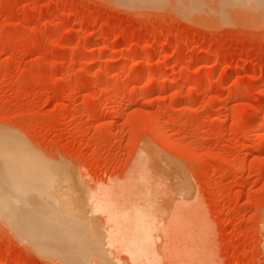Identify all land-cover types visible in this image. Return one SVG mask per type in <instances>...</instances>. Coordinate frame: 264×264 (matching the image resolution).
Instances as JSON below:
<instances>
[{"label":"rangeland","instance_id":"rangeland-1","mask_svg":"<svg viewBox=\"0 0 264 264\" xmlns=\"http://www.w3.org/2000/svg\"><path fill=\"white\" fill-rule=\"evenodd\" d=\"M157 1L0 0V163L30 204L14 208L131 228L147 257L128 264H264V6ZM46 183L92 221L62 217ZM9 226L0 264L73 263ZM77 236L73 264L114 261Z\"/></svg>","mask_w":264,"mask_h":264},{"label":"bare ground","instance_id":"bare-ground-1","mask_svg":"<svg viewBox=\"0 0 264 264\" xmlns=\"http://www.w3.org/2000/svg\"><path fill=\"white\" fill-rule=\"evenodd\" d=\"M110 1V0H109ZM115 2H117V3H120V4H123V5H126V6H140V5H142V4H149V5H156V6H158L157 4H158V1L157 0H148V1H146V2H142L143 0H114ZM218 1V0H217ZM221 1L222 0H220V4H221ZM230 2H232V3H234V4H237V5H239L240 7L242 6H247V7H250L252 10H251V12H249V13H252V12H254V8H256L257 6H259V5H261L262 4V7L261 8H263V6H264V0H229ZM234 4H232V5H234ZM149 5H147V6H149ZM225 6V5H224ZM239 6L237 7L238 9H240L239 8ZM152 7V6H151ZM234 7H235V5H234ZM241 7V8H242ZM136 9V8H135ZM263 10V9H262ZM256 11V10H255ZM239 11H237V13H238ZM246 12V11H245ZM248 12V11H247ZM257 12H259L258 10H257ZM256 12V13H257ZM233 13V12H232ZM240 13V12H239ZM242 13V12H241ZM244 13V12H243ZM242 13V14H243ZM236 14V13H235ZM258 14V13H257ZM256 14V15H257ZM264 12L263 11H261V14H259L257 17H259V18H262L264 15ZM246 15H248V13L246 14ZM256 15H255V18H256ZM261 15V16H260ZM258 19V18H257ZM248 20H250V19H248ZM254 20V19H253ZM257 21H259V20H257ZM254 25H256V24H254ZM255 115V114H254ZM6 154V153H5ZM3 158L4 157H1V159H0V161H4L3 160ZM8 158V157H7ZM7 158H5V159H7ZM7 162H9L8 160H5V164H4V162H2L3 164H1L0 163V192L1 193H3V196H1L0 197V209H5V208H3L2 206H6V207H8V209L9 210H11V209H13L12 210V213H9V212H11V211H5V213H3L4 211H2V212H0V220L2 221V222H4L5 221V223H6V221H7V223L10 225L9 226V228H10V230H9V228H8V230L9 231H11L17 238H19L20 240H22V241H24L25 243H27L28 244V246L30 245L33 249H35L36 251H38L39 253H41V254H58L59 256H61V255H64V257L66 256V259L68 258V260L69 261H71V262H73V263H75L76 262V259L78 258V257H83V254H82V252H81V250H82V248H84L86 245H85V242H84V244H82L83 246H81V245H79L78 243H76V239H75V235L76 234H78V236H77V238H85L86 240L88 239L89 240V238L90 239H92V237H97V235L99 236L98 238H100V239H103L104 237V239L103 240H101V241H103V243L104 244H106V245H102L104 248H102L106 253L105 254H107L106 256H108L109 255V257H112L113 258V260L116 262V263H118V264H128L129 262H127L126 261V259H127V257L130 259V260H132V261H134V262H138V261H145L144 259H146V257L144 258V256H145V250H144V245H143V241L142 240H144V235L142 236V237H140V236H137L135 233H134V231H133V233H130L131 232V228H130V231L128 232L127 231V233H125L126 232V230H128V229H126L125 231L123 230V232L124 233H120V229L119 228H117L116 227V225H114V224H112L113 226H110L109 224L106 226V229H101V231L102 232H100L99 231V234L97 233V231L96 230H91L93 227H91V225H95V222H96V220H94V217L92 216V214L90 213L89 215L90 216H92L93 217V221H92V218H91V220H90V216L88 215V212L87 211H89V209H92L91 207H89V208H87L88 207V203H86V202H81L80 204H79V201H82V200H77V198H79V197H77V196H80V193H79V195H77L76 196V194H77V189L75 190L74 188V190L75 191H73V189L71 190V191H69L68 193H70L71 192V197L73 196V194H74V192H75V196H76V201H78V202H74V201H71V200H69V198H71L70 197V194H68L67 195V192H64L63 194H62V192H60V193H57V194H55L54 193V190L56 189H53V187H55V186H53L52 188L48 185L47 186V183L46 184H42V188H43V190H40L39 189V187H40V185H39V187H38V189L40 190V192L41 191H45L46 193H43L44 194V196H46L45 194H48V196L54 201V202H56L57 203V205H59V209H61V212L60 213H62V217H64L63 215H72V214H75L76 212H77V210H79V212H81V213H83V211H86V210H82V207L83 206H81V207H78L79 205H81V204H86V205H84L85 207H83V208H87V211L86 212H84L82 215L83 216H86V214H87V216L86 217H88L87 218V220H89V221H92L91 222V225L88 223V222H86V221H84V222H86V224H83V220H82V227L81 226H79L80 228H79V231H75V232H73V230H70L69 228H66L65 226H62L63 224L62 223H59L60 221L59 220H61V219H59L58 220V222H56V223H59L61 226H59V225H57V224H54V223H52L51 221H50V219H49V213H51L52 215H53V213H52V211L51 212H48V215H46V214H43L42 212L40 213V211H43L44 213H45V210H40V211H38V208L36 207L35 209H37V211H34V212H29L28 214H24V213H21V211H23V210H21V209H19L20 210V212H17V211H19V210H15V208L14 207H19V206H23L22 205V203H23V201L24 200H26L27 198H22V195L24 194V193H22V194H20L22 191H27V190H25L24 189V187H23V189L24 190H22L21 191V189H22V187H21V189H20V186L18 187L17 185H19L20 183H22L21 181H20V183L19 184H17V180H16V178L17 177H19L20 176V174H19V176L17 175L16 176V174H15V172L17 171V169H19V167L17 166V164H14L13 165V168H11L12 167V165H10V163L9 164H6ZM11 169V170H10ZM19 171V170H18ZM12 172V173H11ZM17 179H19V178H17ZM17 181V182H16ZM23 185V184H22ZM44 185H46L47 186V188H45V186ZM16 186H17V188H16ZM36 186H38V185H35V186H31V188L32 187H35L36 188V190H37V187ZM27 187V186H26ZM61 187V186H60ZM60 187H59V189H60ZM50 188V189H49ZM20 189V190H19ZM63 189H65V188H63ZM33 190H34V188H33ZM47 190V191H46ZM18 191V192H17ZM57 191H58V189H57ZM16 192H17V195H18V193H19V195L21 196V199H20V197L19 196H16L15 194H16ZM35 192H37V191H35ZM40 192H37V193H40ZM0 193V194H1ZM26 194V193H25ZM65 194V195H64ZM39 195H41V194H39ZM47 196V197H48ZM66 196H68V198L66 197ZM23 197H24V195H23ZM50 198H49V200H50ZM72 198H75L74 196L72 197ZM24 199V200H23ZM23 200V201H22ZM84 201V200H83ZM25 203H23V204H26V202L27 201H24ZM33 202V201H32ZM52 202V201H51ZM74 202V203H73ZM30 203V202H29ZM37 203H38V201H37ZM55 203V204H56ZM75 203L76 204H78L77 206L75 205ZM27 205V204H26ZM25 205V206H26ZM27 206H30V204L29 205H27ZM40 207V206H39ZM43 207H46V206H43ZM42 207V208H43ZM78 207V208H77ZM22 208H24V207H22ZM58 209V210H59ZM80 209H81V211H80ZM104 209V208H103ZM28 210H30V209H27V207H26V212L28 211ZM50 210V209H49ZM15 211V212H14ZM25 211V210H24ZM32 211V210H31ZM91 211V210H90ZM8 212V213H7ZM59 212V211H58ZM58 212H57V214H58ZM135 212V211H134ZM81 213H78V214H80V217L82 216L81 215ZM86 213V214H85ZM50 214V215H51ZM51 215V216H52ZM55 215V214H54ZM60 216V214H58V217H57V219L58 218H61V217H59ZM77 216H79V215H77ZM74 217V215H73V217H74V219H76V218H79V217ZM108 216V215H107ZM54 219H55V217H56V215H55V217L54 216H52ZM52 217H50V218H52ZM123 217V216H122ZM125 217V216H124ZM129 217V216H128ZM128 217H126V218H128ZM132 217V216H131ZM83 218V217H82ZM3 219V220H2ZM84 219V218H83ZM132 219V218H131ZM85 220V219H84ZM130 220V219H129ZM56 221V220H55ZM103 221V220H102ZM98 222V221H97ZM97 222H96V224H97ZM104 222L105 221H103V222H99V223H102V224H100L99 226L100 227H102V226H105L104 225ZM127 223L129 222L128 221V219H127V221H126ZM126 222H124V224L126 223ZM106 223V222H105ZM131 223V222H130ZM88 224V225H87ZM122 224V223H121ZM2 225V224H1ZM5 225V224H4ZM57 225V226H56ZM83 225H87V226H89L91 229H89V227L88 228H86V227H84ZM102 225V226H101ZM129 225V224H128ZM6 226V225H5ZM125 225H123V227H124ZM6 227H8V226H6ZM64 227V228H63ZM85 229H84V228ZM95 227V226H94ZM130 227H131V224H130ZM128 228H129V226H128ZM69 229V230H68ZM94 229V228H93ZM123 229V228H122ZM99 230H100V228H99ZM104 230H106V231H104ZM96 231V232H95ZM136 231V230H135ZM106 232V233H105ZM97 235H96V234ZM102 233V234H101ZM102 236H101V235ZM104 234V235H103ZM93 235H95V236H93ZM106 235V236H105ZM107 239V240H106ZM110 242H109V241ZM105 241V242H104ZM106 241H108V243H106ZM88 243H89V241H88ZM88 243H86V244H88ZM26 244V245H27ZM90 244V243H89ZM145 244V243H144ZM90 246V245H89ZM93 246V245H92ZM92 246H91V248H92ZM91 248H90V250H91ZM94 248V247H93ZM92 248V249H93ZM113 248H116V249H120V250H123L127 255H126V257L125 258H122V257H120V256H117L115 253H114V251H113ZM85 250H86V247L84 248ZM88 249V248H87ZM100 251H101V249H99ZM101 251L103 254H104V251ZM63 252V253H62ZM151 252V251H150ZM61 253V254H60ZM122 254V253H121ZM148 254V253H147ZM57 255V256H58ZM120 255V254H119ZM45 256H47V255H45ZM55 256V255H54ZM56 256V257H57ZM58 256V257H59ZM149 256V255H148ZM62 257V256H61ZM56 259H58V258H56ZM59 261V260H58ZM109 261V260H108ZM111 261V260H110ZM109 261V262H110ZM114 261L112 262V263H110V264H113L114 263ZM66 262V261H65ZM68 262V261H67ZM70 262V263H71ZM108 262V263H109ZM148 262V261H147ZM73 263H71V264H73ZM116 263H114V264H116ZM131 263V262H130ZM142 263V262H141ZM86 264H88V263H86ZM132 264V263H131ZM134 264V263H133ZM137 264V263H136Z\"/></svg>","mask_w":264,"mask_h":264}]
</instances>
